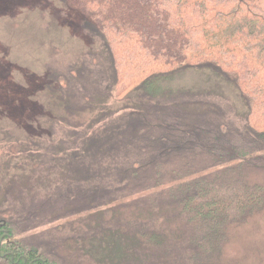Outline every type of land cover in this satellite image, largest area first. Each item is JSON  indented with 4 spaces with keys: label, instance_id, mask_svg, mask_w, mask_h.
Instances as JSON below:
<instances>
[{
    "label": "trees",
    "instance_id": "1",
    "mask_svg": "<svg viewBox=\"0 0 264 264\" xmlns=\"http://www.w3.org/2000/svg\"><path fill=\"white\" fill-rule=\"evenodd\" d=\"M68 3L82 12L89 26L103 37L112 57L111 88L116 87L123 77L130 80L141 77L138 85L126 94L137 92V100L132 103L136 110L128 112L131 113L130 121L124 125L119 136L121 156L115 159L109 172V176L118 181L116 191H105V187L110 184L101 183L99 186V179L89 173H80L82 179L76 182L74 188H83V183H89L86 185L90 191L74 194L72 203H64L65 198L58 202L64 203L61 207H55V201L45 203L43 199L41 203L26 206L7 203L5 215L0 217V237H13L18 230L26 231L34 225H42L62 216L66 218L83 214L98 205L104 206V210L91 214L96 218H103V214L113 206L118 207L119 211L134 205L123 203L122 192L150 188L151 180L157 177V174L152 175L157 166L181 152L186 153L187 158L200 151H206L208 155L201 165H196L198 168L195 171H199V174H191L195 172L193 169L191 173L189 171L191 175H187L190 176L187 179H183V172L179 176L175 174V182L178 183L168 186L160 198L161 203H164L165 198L174 201L169 211L180 207L182 212H187L195 231L194 241L198 240L200 232L207 235L206 231L211 236L216 234L218 238L224 237L231 225L242 223L239 219L245 214L251 216L260 211L264 207V184L251 181L243 174L247 167L264 171V6L259 0H68ZM193 68L211 69L237 87L240 99L246 104L245 121L251 132L249 129L245 133L241 132L227 121H215L220 116L212 115L210 120L203 119L198 116L200 110H193L198 108V104L186 102L188 100L183 102V112L168 103L176 89L166 82ZM52 75L55 74L49 73V76ZM67 80L63 73L50 80L55 88L52 90L53 98H61V93L67 91L62 84V81ZM56 89H59V95ZM97 95L98 98L90 97V105L83 111L95 112V101L104 103L105 99L110 98L105 91H99ZM72 97H65L67 105ZM80 99L82 103H88ZM58 104L50 102L48 109L43 104L41 112L31 120L49 114V117H54L53 124L84 122L85 126H76L84 130H74L83 134L80 150L84 159L102 160L96 159L95 154L96 151L103 152L101 142L106 140L99 129L104 127L107 121L105 117L114 116L123 110L100 109L98 113L78 115L80 119L68 120L58 111ZM50 108L57 113H52ZM100 122L103 123L97 127ZM89 129L94 131L90 132ZM137 129L139 135L136 134ZM67 134L64 136L65 150L74 152L80 145L70 141L74 132L68 131ZM56 137L54 141L60 138ZM114 140L109 138L111 142ZM40 150L43 153L50 151L54 155L58 148L54 146L55 152L49 146ZM38 164L26 170L29 172L26 173L28 185L25 190L29 192L41 188L40 174L37 175L39 170L35 174L31 173L40 169ZM91 178L96 181V186ZM11 180L13 183L18 182L17 177H11ZM130 181L138 182L129 187ZM145 197L141 203L143 207L135 203L132 216L136 223L145 222L143 228L151 227V230L136 229V237L159 245L155 236L161 233L159 228L165 210L157 211L160 207L154 204L155 200H151V193ZM112 215L115 219L116 215ZM152 217L157 221L151 223ZM121 224L116 225V230L98 224L106 231L110 230V238L106 234L93 233L96 231L94 226H85L94 234L89 239L93 243L92 249L87 247L84 238L79 241V236L75 241L77 247L72 243L74 239L67 240L66 244L48 240V245L37 248L27 243L19 245L14 241L8 247L13 254L20 251V254H24L25 262L20 261L18 264H29L28 261L31 264H124L118 233ZM61 227L59 225L50 230ZM85 227L81 226L80 229ZM79 233L81 237L89 236L88 232ZM223 239L204 240L199 245L203 251H209ZM59 247L67 249L64 252L70 253L72 259L64 258L63 252L58 251ZM179 254L183 258V253ZM165 258L166 264H183V260L178 262L175 258ZM187 259L192 262L197 256L191 255ZM8 262L15 264L11 260Z\"/></svg>",
    "mask_w": 264,
    "mask_h": 264
},
{
    "label": "rangeland",
    "instance_id": "2",
    "mask_svg": "<svg viewBox=\"0 0 264 264\" xmlns=\"http://www.w3.org/2000/svg\"><path fill=\"white\" fill-rule=\"evenodd\" d=\"M259 2L264 6V0ZM111 60L103 37L89 26L82 12L70 6L68 0H0V217L5 215L7 203L26 206L41 203L42 199L45 203L55 201V207L72 203L71 197L74 194H86L90 191L87 186L89 183L82 184L84 189L74 188L76 182L82 179L79 177L80 173H89L93 178L99 179V186L101 183L110 184L111 186L105 187V191H116L118 181H114L109 172L114 166L115 159L121 156L120 133L124 125L130 121L131 111L136 110L132 103L137 100V92L126 94L138 85L141 77L131 80L123 77L112 89ZM49 73L55 75L49 76ZM61 73L68 79L67 82L62 81L67 91L61 93V98H53L52 90L55 88L50 80H54L55 76ZM123 74L124 71L121 72V77ZM166 83H170L169 85L176 89V93L170 98L171 102L168 103L178 111L183 112V102L188 100L186 102L198 104V108L193 110H200L198 116L203 119L210 120L212 115L220 116L215 121L230 122L244 133L249 129L245 121L246 104L240 99L239 90L215 71L208 68H193ZM184 90L188 93L184 94ZM55 91L59 95V89ZM99 91L100 93L105 91L106 95L110 96L109 100L105 99L104 103L95 101L93 104V109L97 108L95 112L83 111L90 105L91 96L98 98ZM66 96H73L68 105ZM79 97L88 103H82ZM193 98L196 100L192 101ZM50 102H59L58 111H61L63 117L66 116L68 120L80 119L78 115L98 113L100 109L123 110L114 116L105 117L107 121L104 127L99 129L101 136L106 140L101 142L103 152L96 151L95 154L96 159L102 160L84 159V154L80 150L83 134L74 131L84 130L76 127L85 126L84 122L53 124L54 117H49V114L38 117V120H31L41 112L43 104L48 109ZM50 110L57 113L52 108ZM102 123H98L97 127ZM66 131L74 132L75 135L71 134L70 141L80 145L74 152L65 150L67 146L64 136L68 135ZM136 134L139 135L138 129ZM56 136L60 138L54 141ZM110 137L115 140L109 141ZM45 146H49L53 152L54 146L58 150L54 155L50 151L43 153L40 149ZM206 155L208 152L200 151L187 158V154L181 152L179 155L169 157L168 162L159 164L152 172V175L157 174V177L151 180L150 188L122 192L123 203L134 205L140 203L142 207V199L151 193V200H155L154 204L160 207L157 211L165 210L159 228L161 233L155 236L160 242L159 245L137 239L136 229H145L143 227L146 223H136L132 216L135 212L133 204L119 211L118 207L108 205L111 208L103 214V218H96L91 214L104 210V206L98 205L83 214H73L66 218L62 216L42 225H34L26 231L18 230L13 237L1 236L0 264H10L8 262L10 260L15 264L25 262L21 251L13 254L9 249L8 246L14 241L19 245L24 246V243H27L37 248L40 245H48V240L59 241V244L63 241V244H66L67 240L74 239L72 243L77 247L75 241L79 236V241L84 238L87 247L92 249L93 243L89 239L93 233L106 234V237L110 238L108 230L110 228L106 231L102 226H98L100 223L115 230L116 225L122 223L121 231L118 232L119 245L126 264H135L134 261L138 260L136 264H166L165 257L171 260L175 258L178 262L183 260V264H264V207L251 216L245 214L239 219L242 223L237 226L231 225L224 237L218 238L216 234L211 236L206 231L207 235L200 232L197 235L198 240L194 241L195 231L187 212L184 210L182 212L180 207L173 211L171 208L169 211V207L174 204V201L170 202V198H165L164 203H161L160 196L164 194L165 189L178 183L175 182V174L179 176L183 172V179L190 177L187 175L199 174V171H195L198 168L196 165H201ZM36 164L41 166L40 169L31 173L35 174L39 170L37 175L40 174L41 179L39 178L38 182L41 188L29 192L25 190L28 185L26 173L29 172L26 170H30ZM191 170L195 172L191 173ZM243 174L251 181L264 184V171L247 167ZM11 177H17L18 182L13 183ZM93 178L90 180L96 186ZM137 182L130 181L129 187ZM119 183L121 185V182ZM63 199L64 203H58ZM112 214L116 215L115 219ZM151 220V223L157 221L155 217ZM59 225L62 227L50 230ZM88 225L96 227V231L91 233V230L85 227ZM81 226L85 228L81 230ZM145 230L150 231L151 227ZM79 232L82 234L88 232L89 236L81 237ZM222 238H224L222 243L212 250L210 248L209 251H203L200 248L199 244L204 240L219 241ZM66 250L58 248L59 253L63 252L64 258L72 259L70 253L64 252ZM42 252L45 253L44 250ZM179 253H183V258ZM191 255L197 256V259L189 262L187 258ZM27 263L31 264L29 261Z\"/></svg>",
    "mask_w": 264,
    "mask_h": 264
}]
</instances>
